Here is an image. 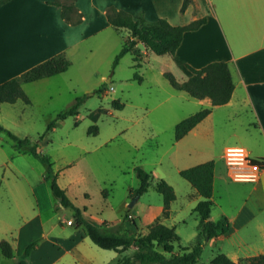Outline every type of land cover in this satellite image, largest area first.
Instances as JSON below:
<instances>
[{"label": "rangeland", "instance_id": "rangeland-1", "mask_svg": "<svg viewBox=\"0 0 264 264\" xmlns=\"http://www.w3.org/2000/svg\"><path fill=\"white\" fill-rule=\"evenodd\" d=\"M185 1L187 5L183 11V0L180 3L178 0H162L158 10L169 17L172 24L183 25L193 17L210 15L214 11L213 4H216V0ZM223 2L233 7L238 0ZM107 30L104 35L108 44L100 34V44H94L92 53L84 46L81 55L69 56L72 62L60 77L26 86L25 93L32 101L30 105L21 100L4 103L0 107V124L15 135L39 144L41 152L53 162L57 183L75 205L85 207L86 218L95 223L122 222L123 229L134 236L145 234L158 218L163 224L175 228L181 246H189L196 235L199 219L192 209L194 198L190 195L194 189L180 177L178 171L197 160L195 152L188 154L191 142L186 145L184 141H174V126L208 105L173 89L161 73L160 56L152 52L146 55L144 48L135 47L138 61H134L133 55L128 53L113 68L112 62L121 44L118 41L116 48L109 47L110 35L125 37L128 31L119 29L115 33L113 28ZM137 62L139 64L135 66ZM134 73L141 77V81L134 79ZM172 74L178 81L186 77L178 68H173ZM100 87L102 92L97 91ZM77 98H82L77 115L57 120L55 127L46 132L47 124L55 115L67 109ZM113 100L121 102L123 107H112ZM220 112L222 117L229 113L215 110L214 114ZM245 117L249 118L250 113L249 117L241 114L239 119L238 114L227 122L224 119L213 127V155L217 156L225 145L246 146L250 158L264 154V144L259 143L257 131L249 127L251 133L241 131L239 134V125L245 122ZM91 126L97 127L96 134L87 133ZM0 145V160L5 161L7 153L12 162V165L0 167V173L12 171L13 175L8 177L10 182L24 189L33 188L37 204L46 207L40 215L37 212L36 216H32L30 226H35L37 233H40L33 243L43 241V233H46L51 241L52 259L59 249L70 247L82 236L85 237L90 259L97 264H116L121 256L134 251L131 248L116 253L94 245L81 229L71 223V209L62 207L53 196L45 177L46 166L35 159L27 148L17 151L3 133L0 134ZM199 146V149H203V145ZM136 167L151 172L152 178L147 191L129 206L135 198L130 190L138 186ZM159 179L171 185L175 193L168 218L161 215L162 196L154 189ZM4 186L6 182H3L2 188ZM217 195H214L215 205L211 211L215 221L219 219ZM3 202H6L4 198ZM21 223L20 220L19 225ZM235 242L236 236L231 239L226 237L227 247L222 252L226 254L236 249ZM47 247L46 242V247L42 246L41 250H47ZM218 247L217 244L205 242L198 264H210ZM174 250L175 253L180 252L178 247ZM40 251L33 255L31 264H38L44 259Z\"/></svg>", "mask_w": 264, "mask_h": 264}, {"label": "crops", "instance_id": "crops-1", "mask_svg": "<svg viewBox=\"0 0 264 264\" xmlns=\"http://www.w3.org/2000/svg\"><path fill=\"white\" fill-rule=\"evenodd\" d=\"M53 1L0 0V84L56 55H63L71 64L69 56L81 55L84 46L88 47L90 53L93 52L100 34L108 44L104 33L112 28L106 20L105 10L110 6L128 12L134 19L142 16L146 21L153 22L158 18H165L171 23L170 18L158 10L162 0H75V7L82 15V21L75 25L68 24L61 18L60 7L52 4ZM213 8V13L205 17L204 24L183 34L174 55L160 56L159 62L162 74L172 73L173 68H178L184 72V80L191 75L186 65L199 69L208 63L222 61L229 67L234 85L231 97L226 104L216 106H211L209 99L199 100L200 103H206L211 112L180 139L186 145L192 143L188 154L195 152L197 160L181 169L208 160L214 161L212 209L215 205L214 195L218 194L219 219L216 221H223L225 227L222 234L205 242L219 246L214 257L218 253H224L222 251L227 247L226 237L231 239L236 236V249L224 254L238 262L243 258L264 254V168L258 171L254 180H234L223 159L228 145L223 146L217 156L213 155L212 135L213 127L222 120L227 122L238 114L239 119L241 114L249 117L250 113V117H245V122L239 125V134L241 131L251 133L249 127H252L257 131L256 135H260L259 143L264 144V0H238L233 7L223 0H216ZM198 18L201 17H193L192 20ZM110 36L109 47L111 45L116 48L118 41L122 44L128 35ZM140 47L145 49L143 43L138 42L136 48ZM149 52L144 50L146 55ZM60 74L22 83L21 87L26 92V86L60 77ZM31 102L30 100V104ZM215 110L229 113L222 117L221 112L215 115ZM199 144L203 145V149H199ZM241 147L249 155V149ZM254 156L264 158V154ZM5 158V161L0 160V167L12 165L11 160L9 161L10 154L6 153ZM12 175V171L8 174L0 173V243L7 241L13 251L10 258L1 256L0 264H31L33 255L42 246L46 247V242L47 250L40 251L44 259L38 264H72L75 261L80 264H97L86 251L84 236L70 247L59 249L52 259L51 241L43 231V241L39 240L33 250L25 253L26 247L37 240L40 234L35 226H30L31 218L37 212L40 215L46 207L44 204H37L33 188L24 189L10 182L8 177ZM3 182H6L4 188ZM190 197L194 198L193 209L201 197L195 190ZM3 198L6 202L1 203ZM210 217L215 221L211 214ZM20 220L22 223L19 225Z\"/></svg>", "mask_w": 264, "mask_h": 264}, {"label": "trees", "instance_id": "trees-1", "mask_svg": "<svg viewBox=\"0 0 264 264\" xmlns=\"http://www.w3.org/2000/svg\"><path fill=\"white\" fill-rule=\"evenodd\" d=\"M75 0H54L52 4L60 7V16L68 24L75 25L82 21V15L74 4ZM187 2L183 0L181 10L183 11ZM105 17L108 24L114 30L126 29L128 36L122 41L120 50L115 55L112 67L115 68L119 60L126 54L133 55V60L138 61V51L135 49L138 42L143 43L146 50L157 56L174 55L179 47L183 34L198 29L205 23V17H201L184 25H172L165 18H158L153 22L146 21L142 16L134 19L128 12L118 10L112 6L106 8ZM138 62L135 66H138ZM70 62L63 55H56L35 66L29 68L18 77L8 79L0 84V104L15 103L21 100L24 104H30V99L23 91L21 84L33 82L44 77L54 76L65 72ZM186 68L191 75L184 81H178L170 72L162 75L169 85L178 91L187 93L191 98L202 100L209 99L211 106L226 104L233 92V81L229 67L226 62H211L199 69L188 65ZM134 79L141 81V77L134 73ZM102 87L97 91L102 92ZM82 103V98H77L65 110L58 112L46 127V132L55 127L57 120L65 119L68 116L77 115ZM112 107L120 109L123 104L118 100L111 102ZM211 108L206 107L180 120L174 126V141L183 138L192 128L200 123L209 113ZM96 126L89 127L88 134H96ZM3 133L12 142L16 150L27 148L29 153L40 163L46 166V180L49 181L50 189L58 203L71 209L73 215L71 223L75 228L81 229L83 235L101 249L113 250L122 253L131 248L134 251L130 255L121 256L116 264H198L203 244L206 240L215 238L223 233L225 223L223 221H212L211 197L213 194V177L215 163L208 160L194 166L179 170V175L186 180L201 200L193 208L198 216L197 233L190 246L180 245V237L174 227L167 226L157 220L151 224L147 232L141 236L128 234L122 227V222L110 224L103 221L99 224L86 218L85 207L80 208L67 196L65 190L57 183V174L53 170L51 158L43 154L39 144L32 143L30 139L19 137L0 124V134ZM41 140V138H40ZM252 164H257L259 169L264 168V158H251ZM138 179V186L131 189L134 197L145 193L149 187L152 173L141 167L135 168ZM155 191L162 196V217L168 218L171 202L175 200V193L171 185L165 180L159 179L154 185ZM87 197V194H85ZM126 216V215H125ZM35 243L29 244L25 253L28 254ZM178 247L180 252L175 253ZM13 255L10 244L3 240L0 243V257L10 258ZM210 264H264V254L243 258L238 262L232 261L224 253L215 255Z\"/></svg>", "mask_w": 264, "mask_h": 264}, {"label": "built area", "instance_id": "built-area-1", "mask_svg": "<svg viewBox=\"0 0 264 264\" xmlns=\"http://www.w3.org/2000/svg\"><path fill=\"white\" fill-rule=\"evenodd\" d=\"M223 159L234 180L250 181L257 178L260 169L257 164L251 163V158L243 147L228 146L224 150Z\"/></svg>", "mask_w": 264, "mask_h": 264}, {"label": "water", "instance_id": "water-1", "mask_svg": "<svg viewBox=\"0 0 264 264\" xmlns=\"http://www.w3.org/2000/svg\"><path fill=\"white\" fill-rule=\"evenodd\" d=\"M137 198H138V197H135V198L130 202L129 206H132V204L136 201Z\"/></svg>", "mask_w": 264, "mask_h": 264}]
</instances>
